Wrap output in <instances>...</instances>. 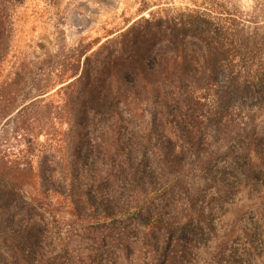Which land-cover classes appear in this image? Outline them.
Returning <instances> with one entry per match:
<instances>
[{"label":"trees","instance_id":"1","mask_svg":"<svg viewBox=\"0 0 264 264\" xmlns=\"http://www.w3.org/2000/svg\"><path fill=\"white\" fill-rule=\"evenodd\" d=\"M22 1L0 0V62ZM91 47L58 64L60 103L25 65L0 81V203L36 189L17 231L31 264H264V31L188 13ZM52 129L61 155L35 167Z\"/></svg>","mask_w":264,"mask_h":264},{"label":"rangeland","instance_id":"2","mask_svg":"<svg viewBox=\"0 0 264 264\" xmlns=\"http://www.w3.org/2000/svg\"><path fill=\"white\" fill-rule=\"evenodd\" d=\"M188 13L204 15L223 26L264 31V0H23L11 7L12 38L10 49L0 62V81L10 78L20 64L25 65L31 73H36L34 87L40 82L44 85L46 99L60 103L59 87L70 74V69L61 73L58 65L61 61L75 59L86 44H91V49L96 48L140 18H177ZM34 91L29 99L37 97ZM60 127L63 128L58 129ZM54 130L37 138L35 167L43 158L53 164L60 157V133ZM33 193L36 189L26 188L3 195L0 264H31V255L25 245L19 243L17 231L22 214L28 211L24 204ZM260 201L263 212L258 217L263 223L264 198ZM42 204L40 210L48 220L52 219L56 238L65 236L70 223L67 205L55 195L44 199ZM127 253V260L131 261L137 254L135 251Z\"/></svg>","mask_w":264,"mask_h":264}]
</instances>
